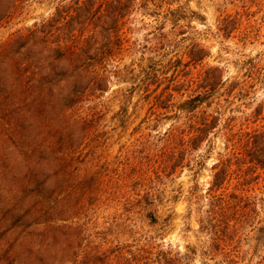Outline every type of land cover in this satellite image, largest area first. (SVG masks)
Masks as SVG:
<instances>
[{"label": "rangeland", "instance_id": "obj_1", "mask_svg": "<svg viewBox=\"0 0 264 264\" xmlns=\"http://www.w3.org/2000/svg\"><path fill=\"white\" fill-rule=\"evenodd\" d=\"M30 4L24 18L0 29V45L17 30L46 18L55 1ZM145 4L140 2L128 18L125 50L112 63L119 78L101 98L89 124L90 135L68 150L64 185L51 199L62 214L64 247L52 249L47 244L49 238L40 235L31 214L14 204L15 186L0 182V264H152L144 259L148 252L174 256L188 250L195 251L189 264H222L220 256L208 253L211 241L200 231L208 216L220 222L208 208L211 168L225 153L227 120L242 122L254 104L264 100V90L228 101L219 90L208 109L218 112V128L191 154L188 167L170 172L161 164L180 157L178 148L184 143L166 135L183 118L150 106L151 98L140 92L136 80L141 61L153 58L158 67L170 59L186 61L185 53L194 44L209 53L201 66L219 67L230 81L242 76L248 61L262 65L264 71V0ZM170 18L178 25L173 26ZM163 73L166 78L158 72L159 88L172 81L171 69ZM253 190L262 207L264 179ZM252 235L248 228L241 231L242 264H264V244H256ZM217 249L222 252L224 246Z\"/></svg>", "mask_w": 264, "mask_h": 264}, {"label": "trees", "instance_id": "obj_2", "mask_svg": "<svg viewBox=\"0 0 264 264\" xmlns=\"http://www.w3.org/2000/svg\"><path fill=\"white\" fill-rule=\"evenodd\" d=\"M32 1L0 0V29L24 18ZM54 1L46 18L17 30L0 45V182L15 186L14 204L31 214L52 249L62 250V214L51 199L64 185L68 150L90 135L89 124L101 98L119 78L112 63L125 50L123 29L129 16L140 2L152 0ZM168 21L178 25L176 19ZM208 55L194 44L185 53L186 61L170 59L160 67L153 58L141 61L136 84L151 98L150 106L183 118L166 135L184 143L178 148L180 157L161 164L170 172L188 167L191 154L218 128V112L208 109L219 90L224 101L264 90L262 65L248 61L242 76L230 81L219 67L201 66ZM167 69L172 81L159 88L158 72L164 75ZM177 85L184 89L174 91ZM173 97L179 100H170ZM224 139L225 153L212 166L206 191L208 208L220 222L208 216L200 231L211 241L208 253L220 256L222 264H242L243 229L251 230L256 244H264V219H259L264 204L260 207L252 196L253 186L264 179V100L254 104L242 122L230 117ZM220 244L222 252L217 249ZM193 256L195 251L174 256L163 251L148 252L144 259L152 264H189Z\"/></svg>", "mask_w": 264, "mask_h": 264}]
</instances>
